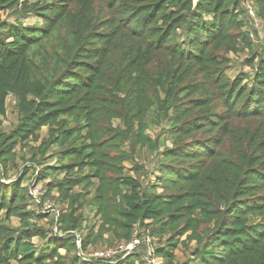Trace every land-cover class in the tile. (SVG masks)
I'll return each mask as SVG.
<instances>
[{
    "label": "trees",
    "instance_id": "1",
    "mask_svg": "<svg viewBox=\"0 0 264 264\" xmlns=\"http://www.w3.org/2000/svg\"><path fill=\"white\" fill-rule=\"evenodd\" d=\"M246 3L264 37V0ZM245 4L0 0V264H147L146 236L158 264H264V38Z\"/></svg>",
    "mask_w": 264,
    "mask_h": 264
},
{
    "label": "rangeland",
    "instance_id": "2",
    "mask_svg": "<svg viewBox=\"0 0 264 264\" xmlns=\"http://www.w3.org/2000/svg\"><path fill=\"white\" fill-rule=\"evenodd\" d=\"M248 2L250 0H244V4L245 2ZM33 22V19H30L28 21V23H32ZM258 29V39L259 38H264L263 37V33H262V30H261V27L260 25H258L257 27ZM261 39V40H262ZM231 58V64H232V73H230L231 75H235L236 73H239L240 71L241 72H246L249 71V69L247 67H243V65L241 64L244 60V56L243 55H239V56H234V55H231L230 56ZM14 101L11 97H9L6 101V115L5 117L3 118L2 120V124H3V129L5 131H8L12 126L13 124L15 123V111H14ZM45 133V129L42 131V134ZM155 133H156V130L152 129L149 131V134L154 137L155 136ZM26 153V156H28L29 154H27V151L25 152ZM137 162L144 167V171L146 172H153L154 171V158L153 156L147 151V150H142L139 154V156L136 158ZM20 163V162H19ZM17 171H12L10 172V177H13L15 174H16ZM152 175H150V178L152 179ZM29 177V176H28ZM48 204H45V207L44 209L48 208ZM12 223L15 225L16 224V221L13 220ZM103 246L102 245H99L97 248V250L93 251V250H90L88 252V255L89 256H92L94 254H98V253H101L102 251H105L104 248H102ZM178 255L180 256V254L178 253ZM159 263V261H158Z\"/></svg>",
    "mask_w": 264,
    "mask_h": 264
},
{
    "label": "built area",
    "instance_id": "3",
    "mask_svg": "<svg viewBox=\"0 0 264 264\" xmlns=\"http://www.w3.org/2000/svg\"><path fill=\"white\" fill-rule=\"evenodd\" d=\"M245 8H246V12H247V16L254 19V27L256 29H258V25L259 22L255 19V15H254V9L252 8V6L249 3L245 4ZM38 191L37 189L32 191V194L35 196L37 195ZM144 242L148 245V249H147V264H158V259L154 258L152 256V250L150 249L149 245H150V239L148 238V236L144 237ZM79 244V242L77 241V245ZM138 244H140V242L137 239H132L128 244L126 245H119L117 247H115V249L109 250V251H102L101 253H96L93 255V257H97V258H111L114 257L116 255L125 253L128 254L130 253Z\"/></svg>",
    "mask_w": 264,
    "mask_h": 264
},
{
    "label": "water",
    "instance_id": "4",
    "mask_svg": "<svg viewBox=\"0 0 264 264\" xmlns=\"http://www.w3.org/2000/svg\"><path fill=\"white\" fill-rule=\"evenodd\" d=\"M194 1H196V0H194Z\"/></svg>",
    "mask_w": 264,
    "mask_h": 264
}]
</instances>
